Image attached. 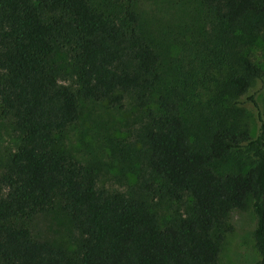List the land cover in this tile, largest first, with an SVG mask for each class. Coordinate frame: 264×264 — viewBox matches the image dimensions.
Wrapping results in <instances>:
<instances>
[{
    "label": "trees",
    "instance_id": "16d2710c",
    "mask_svg": "<svg viewBox=\"0 0 264 264\" xmlns=\"http://www.w3.org/2000/svg\"><path fill=\"white\" fill-rule=\"evenodd\" d=\"M133 3L0 0V112L18 138L0 171V264H217L229 213L247 207L254 264H264V116L248 95L264 85V0L183 5L185 59L171 81ZM60 49L74 67L67 84L55 73ZM88 100L132 105L147 178L129 194L99 186L95 167L64 145ZM147 196L188 202L162 222ZM52 210L69 223L71 245L32 234L27 222Z\"/></svg>",
    "mask_w": 264,
    "mask_h": 264
},
{
    "label": "rangeland",
    "instance_id": "374dc122",
    "mask_svg": "<svg viewBox=\"0 0 264 264\" xmlns=\"http://www.w3.org/2000/svg\"><path fill=\"white\" fill-rule=\"evenodd\" d=\"M92 6L99 7L102 0H88ZM194 0H134L133 7L139 16L142 32L154 29L157 44L162 53L161 70L167 81L175 79L171 75L172 68L184 59L181 42V31L177 27L184 16L182 6L193 4ZM55 73L60 83L67 84L74 77L72 61L64 49L54 57ZM198 89L205 85L192 84ZM184 87V86H182ZM254 94L259 111L264 116V85L256 81L248 92ZM249 109L252 134H256L258 121L251 104ZM131 103L125 101L124 108L109 107L96 101H81L77 120L63 132L66 149L80 161L92 164L96 169L97 183L109 190L130 193L137 188L139 178H147L140 170V159L133 148L134 138L131 129ZM18 138L9 125L6 117L0 112V171L10 152L17 144ZM1 192V189H0ZM153 209L158 213L159 220L164 222L184 211L185 199L177 203L171 199L154 198ZM232 230L225 234L221 243L217 264H254L258 253L254 246L253 229L255 217L252 209H233L229 213ZM32 234L56 244L71 245V232L66 218L57 210L32 217L28 222Z\"/></svg>",
    "mask_w": 264,
    "mask_h": 264
}]
</instances>
